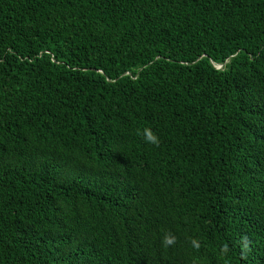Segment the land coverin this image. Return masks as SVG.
<instances>
[{"label":"trees","instance_id":"obj_1","mask_svg":"<svg viewBox=\"0 0 264 264\" xmlns=\"http://www.w3.org/2000/svg\"><path fill=\"white\" fill-rule=\"evenodd\" d=\"M0 264H264V0H0Z\"/></svg>","mask_w":264,"mask_h":264},{"label":"clouds","instance_id":"obj_2","mask_svg":"<svg viewBox=\"0 0 264 264\" xmlns=\"http://www.w3.org/2000/svg\"><path fill=\"white\" fill-rule=\"evenodd\" d=\"M146 141L148 143H152V144H158L159 140L158 137L154 134H152L151 132H149L146 136ZM172 243V238L171 237H166L165 238V244H170Z\"/></svg>","mask_w":264,"mask_h":264},{"label":"water","instance_id":"obj_3","mask_svg":"<svg viewBox=\"0 0 264 264\" xmlns=\"http://www.w3.org/2000/svg\"><path fill=\"white\" fill-rule=\"evenodd\" d=\"M223 65H219V68H221Z\"/></svg>","mask_w":264,"mask_h":264}]
</instances>
